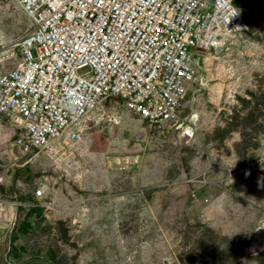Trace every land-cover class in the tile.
<instances>
[{
    "label": "rangeland",
    "instance_id": "obj_1",
    "mask_svg": "<svg viewBox=\"0 0 264 264\" xmlns=\"http://www.w3.org/2000/svg\"><path fill=\"white\" fill-rule=\"evenodd\" d=\"M235 4L249 31L198 58L192 140L108 98L84 120L80 153L25 156L0 119V264H264V0ZM30 30L0 0V75Z\"/></svg>",
    "mask_w": 264,
    "mask_h": 264
},
{
    "label": "built area",
    "instance_id": "obj_2",
    "mask_svg": "<svg viewBox=\"0 0 264 264\" xmlns=\"http://www.w3.org/2000/svg\"><path fill=\"white\" fill-rule=\"evenodd\" d=\"M13 1L31 30L19 64L0 75V119L16 125L25 156L80 153L84 120L108 98L150 131L194 139L184 109L198 58L249 31L236 0Z\"/></svg>",
    "mask_w": 264,
    "mask_h": 264
},
{
    "label": "bare ground",
    "instance_id": "obj_3",
    "mask_svg": "<svg viewBox=\"0 0 264 264\" xmlns=\"http://www.w3.org/2000/svg\"><path fill=\"white\" fill-rule=\"evenodd\" d=\"M197 116V115H196ZM120 161V165H124L126 163H133L134 162V158L132 157H127V158H122V159H119Z\"/></svg>",
    "mask_w": 264,
    "mask_h": 264
},
{
    "label": "clouds",
    "instance_id": "obj_4",
    "mask_svg": "<svg viewBox=\"0 0 264 264\" xmlns=\"http://www.w3.org/2000/svg\"><path fill=\"white\" fill-rule=\"evenodd\" d=\"M172 133V132H171ZM176 133V132H175ZM178 134V133H177ZM179 135V134H178Z\"/></svg>",
    "mask_w": 264,
    "mask_h": 264
}]
</instances>
